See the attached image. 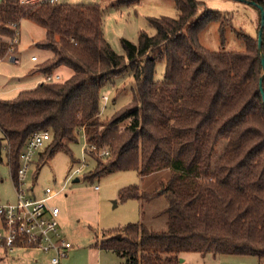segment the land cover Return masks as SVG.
Masks as SVG:
<instances>
[{"label": "trees", "instance_id": "trees-1", "mask_svg": "<svg viewBox=\"0 0 264 264\" xmlns=\"http://www.w3.org/2000/svg\"><path fill=\"white\" fill-rule=\"evenodd\" d=\"M252 1L264 9V0ZM174 3L176 18L150 17L155 33L140 31L137 43L121 38L125 55H120L103 36L97 3L0 0V60L16 46L12 24L18 27L25 18L45 29L36 45L51 52L38 69L51 73L64 65L72 71L63 81H41L0 98V160L4 140L17 182L20 151L33 132L51 133L38 155L41 163L87 130L88 145L107 146L109 157L87 178L126 169L170 170L166 182L150 191L137 185L119 191L122 200L163 195L167 205L158 214L167 215L165 229L128 223L96 246L125 257L122 264H179L184 252L264 258V100L258 84L264 27L261 52L257 38L242 33L243 51H211L200 44L199 34L220 21L222 37V15L199 0ZM157 59L165 62L161 81L153 79ZM127 68L135 83L131 102L104 123L101 89ZM262 86L264 91V78ZM127 119L119 135L116 126ZM101 125L102 136L89 132ZM221 139L226 145L214 158Z\"/></svg>", "mask_w": 264, "mask_h": 264}, {"label": "rangeland", "instance_id": "rangeland-1", "mask_svg": "<svg viewBox=\"0 0 264 264\" xmlns=\"http://www.w3.org/2000/svg\"><path fill=\"white\" fill-rule=\"evenodd\" d=\"M204 2L209 10L219 12L224 22L221 37L220 21L208 23L199 34V42L211 51H243L244 45L238 34L257 38L260 24L259 9L243 0H199ZM57 3H97L104 8L102 15V31L105 40L114 52L125 55L121 38L137 43L140 31L148 35L155 33V28L149 21L150 17L167 16L176 18L178 10L174 0H139L132 4H118L117 0H57ZM16 46L0 60V98L14 97L21 89L33 85L32 77L28 76L30 68L36 65L40 78L44 74L39 66L48 58V51L35 45L45 36V29L29 19H22L17 27ZM38 60L32 62L30 56ZM10 56L17 60L13 62ZM51 56V55H50ZM165 62L157 59L154 63L153 79L163 80ZM55 73V72H53ZM60 81L68 77L69 71L62 68L58 71ZM27 77H24V76ZM14 78V79H12ZM27 82V83H26ZM134 77L130 68L120 75L114 76L102 87L101 93L107 95L106 101L100 104V119L107 123L112 114L118 112L131 102L134 89ZM129 119L119 123L116 128L120 135ZM104 126L93 127L102 136ZM111 128V126H108ZM83 130L76 134V140L67 142V149L57 150L51 157L38 163V155L31 167L25 173L22 188L27 195L41 196L42 190L49 186L59 193L50 200L60 212L57 222L62 235L68 239L72 247L69 256L61 264H122L126 262L115 251L102 249L96 244L113 235L128 223H143L153 230H163L166 227V214L158 213L166 207L167 201L163 195L146 200L127 199L119 197V191L130 185H137L142 191H150L160 182L165 183L170 170L141 174L137 170H117L108 174L87 178L88 171L95 168L99 160L106 161L109 157L100 153L107 146H101L94 151L88 150L87 138ZM0 138H3L0 130ZM1 149L0 160V203L14 202L16 188L11 178V170L6 159V150ZM226 145L221 139L215 149L214 158L218 157ZM84 150L85 154L84 155ZM85 165L78 173L72 171L80 165ZM78 181H74L75 178ZM8 251V250H7ZM0 248V264H49V253L38 249L19 248L16 252H7ZM179 264H264V258L244 254H212L199 252H184L180 255Z\"/></svg>", "mask_w": 264, "mask_h": 264}, {"label": "built area", "instance_id": "built-area-1", "mask_svg": "<svg viewBox=\"0 0 264 264\" xmlns=\"http://www.w3.org/2000/svg\"><path fill=\"white\" fill-rule=\"evenodd\" d=\"M21 1L24 3H57V0ZM12 28L17 30V23L12 24ZM10 57L12 61L17 60L14 56ZM36 58L34 55L31 56V60H36ZM57 81H60L58 73H46L42 79V82ZM101 100L106 101L107 95L102 94ZM50 140L51 133L48 130L33 132L20 151V165L17 169L18 181L14 182L16 200L0 203V246L8 251H15L19 248L38 249L50 254L49 264H61L68 257L72 244L62 235L59 229L56 219L60 212L59 208L50 203V200L59 191L46 186L42 190L41 196L37 197L34 193L27 195L22 188L25 173L31 167L36 155L44 149ZM88 147L89 151H94L97 148L95 145H88ZM100 153L103 156L108 151L102 149ZM84 155L86 156L85 150ZM83 166L85 165L76 167L72 172H80Z\"/></svg>", "mask_w": 264, "mask_h": 264}, {"label": "crops", "instance_id": "crops-1", "mask_svg": "<svg viewBox=\"0 0 264 264\" xmlns=\"http://www.w3.org/2000/svg\"><path fill=\"white\" fill-rule=\"evenodd\" d=\"M101 9H102V15H103L104 8L101 7ZM21 21H22V20H21ZM21 21H20V23H19V28H20V26H21ZM102 29H103V27H102ZM35 45H36V43H35ZM44 50L48 51L47 56H45V59H46V58L50 57L51 52H50L49 50H47V49H44ZM32 56H33V55H32ZM30 59H31V56H30ZM10 60L12 61L11 57H10ZM37 60H38V58H36V60H31V61H32V62H36ZM13 62H16V61H13ZM35 66H36V65L32 66V67L30 68V71L28 72V76H29V77H32V78H30V79H31V82H33L32 87H34L35 85H37L38 83H40V82L42 81V79H43V76L40 78V76L37 75L39 72H38V70H34V68H36ZM62 68H65L66 70L69 71V73H68V77H69V76L71 75L72 71H71L70 68H68V67H66V66H64V65H60V66H58V67L52 69L51 73H53V72L58 73V71H59L60 69H62ZM39 71H40V70H39ZM43 74H46V73H43ZM58 74H59V73H58ZM24 77H27V76L25 75ZM68 77H67V78H68ZM12 79H14V78H12ZM26 83H27V82H26ZM32 87H30V88H32ZM26 89H28V88H26ZM21 90H22V89H21ZM0 248H1V246H0ZM2 249H3L4 251H7L4 247H2ZM16 251H17V250H15V251H7V252L14 253V252H16ZM68 256H69V255H68Z\"/></svg>", "mask_w": 264, "mask_h": 264}, {"label": "water", "instance_id": "water-1", "mask_svg": "<svg viewBox=\"0 0 264 264\" xmlns=\"http://www.w3.org/2000/svg\"><path fill=\"white\" fill-rule=\"evenodd\" d=\"M243 1H247L255 5L260 11V24L258 28V34H257V47H258V50L261 52V36H262L263 27H264V9L261 5L257 4L255 1H252V0H243ZM261 64L263 66V73L259 78L258 84H259V90H260L262 99L264 100V91H263V86H262V80L264 78V56L262 53H261ZM74 181H78V178L76 177Z\"/></svg>", "mask_w": 264, "mask_h": 264}]
</instances>
